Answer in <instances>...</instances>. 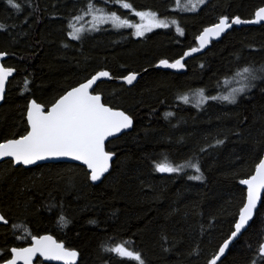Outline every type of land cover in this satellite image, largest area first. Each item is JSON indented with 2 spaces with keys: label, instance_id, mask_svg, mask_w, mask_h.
<instances>
[{
  "label": "trees",
  "instance_id": "obj_1",
  "mask_svg": "<svg viewBox=\"0 0 264 264\" xmlns=\"http://www.w3.org/2000/svg\"><path fill=\"white\" fill-rule=\"evenodd\" d=\"M18 2L24 6L20 13L0 0V24L7 28L0 31V51L10 54L5 65L16 69L1 106L0 139L26 133L25 106L31 99L49 107L100 70L114 77L129 72L141 76L131 86L100 84L103 99L130 114L134 126L107 144L116 157L99 184L75 163L32 168L0 163V212L9 221L0 224V250L7 256L10 247L28 245L15 239V223L26 225L34 235L50 233L77 250L78 264H137L105 250L122 241H129L126 246L140 252L145 264H206L238 218L246 196L239 180L254 173L264 153V81H257L236 104L210 101L197 108L183 104L178 95L197 89L220 94L224 80L236 70L264 65V24L233 27L189 59L185 73L154 66L195 47V37L222 15L252 18L264 0H208L193 13L176 12L173 0H127L136 10L176 17L184 36L175 26L135 37L131 29L104 25L106 30L86 33L82 42L67 35V23L87 0ZM95 2L129 15L112 0ZM167 112L174 115L165 118ZM218 139L224 143L216 145ZM164 156L174 162L197 159L203 179L189 180L188 175L196 174L192 169L156 172L154 163ZM61 214L69 220L63 228L57 223ZM262 232L264 207L259 206L250 227L221 259L223 264H249L254 258L249 245L255 248Z\"/></svg>",
  "mask_w": 264,
  "mask_h": 264
},
{
  "label": "snow or ice",
  "instance_id": "obj_2",
  "mask_svg": "<svg viewBox=\"0 0 264 264\" xmlns=\"http://www.w3.org/2000/svg\"><path fill=\"white\" fill-rule=\"evenodd\" d=\"M112 2L119 4L122 9L129 10L139 18L138 22L130 21L116 11H108L104 7L98 6L95 0H87L85 6L79 10V14L68 19L67 28L70 31L67 32V35L71 40L82 42L86 33L106 30L102 28L104 25H110L116 30L134 29L136 37H144L155 29H167L171 26H175V31L180 36L185 34L176 19H162L156 11L136 10L133 4L127 0H112ZM6 3L17 13L24 11V6L18 0H6ZM173 3L175 11L197 12L200 6L206 3V0H173ZM86 17H90V19L86 21ZM25 22L27 21L25 20ZM262 22H264V6L254 12L252 19H242L239 15L233 17L222 15L211 26L203 28L202 32L195 37L198 46L191 47L179 59L172 62L161 59L157 67L184 69V59L208 47L213 38L218 39L233 26L257 25ZM0 31H7V28L0 24ZM64 46L68 47V45ZM9 55L6 51H0V61ZM15 72L14 67H6L4 63H0V100L4 99L6 85ZM138 75V73L129 72L120 79L127 85H133ZM116 78L108 70L97 71L66 90L47 108L35 99L30 100L25 106L26 133L19 137L0 139V161H7L9 165L32 166L42 161L70 158L82 162L86 166L88 179L92 182H102V179H106L105 174L109 173L116 155L114 151L106 150V141H109L110 137L119 138V134L133 126V117L124 110L110 106L99 91L101 83ZM232 79L239 86L232 87L227 94L206 95L205 89H197L194 94H179L178 99L185 105L191 104L197 108L210 101L236 104L239 97L256 87L257 81H264V65L259 68L253 65L243 66L235 71ZM25 88H27V83ZM173 115L174 113L167 112L165 118ZM223 143V140H216V145ZM201 151H205V149H201ZM188 169H192L196 173L188 175L189 180L200 181L203 179L200 163L194 158H188L184 162H174L164 156L154 163V170L158 173L181 174L186 173ZM239 184L247 187L246 196L237 213L238 218L233 221L229 235L207 259L206 264H218V261L223 264L221 258L225 257L230 245L250 227V222L257 215L258 206L264 207V157L259 158L256 163L254 174L249 178L240 179ZM0 222L4 225L9 224L3 213H0ZM57 223L63 228L68 225L69 220L61 214ZM11 228L14 230L15 239L27 242L29 246L21 244L10 247L7 256L0 250V264H33L37 256L46 261L76 264L79 252L66 248L64 243L57 242L52 235H34L24 224L13 223ZM17 232L22 234L16 235ZM128 244H130L129 241H122L105 250L115 253L118 258H127L137 264H145L141 253L127 247ZM249 248L254 256L249 264H264V232L260 234L256 247L252 248L249 245ZM195 254H200L199 249L195 251Z\"/></svg>",
  "mask_w": 264,
  "mask_h": 264
},
{
  "label": "water",
  "instance_id": "obj_3",
  "mask_svg": "<svg viewBox=\"0 0 264 264\" xmlns=\"http://www.w3.org/2000/svg\"><path fill=\"white\" fill-rule=\"evenodd\" d=\"M264 6V5H263ZM253 17H254V15H253ZM252 17V18H253ZM252 18H250V19H252ZM261 24H264V22H262ZM261 24H257V25H261ZM209 26H211V25H209ZM242 26H245V25H240V26H233V27H242ZM256 26V25H255ZM208 27V26H207ZM231 29H229V31H230ZM228 31V32H229ZM202 32V31H201ZM228 32H226V33H228ZM226 33H224V34H222L218 39L217 38H213L212 40H211V42L209 43V45H208V47H206V48H204V49H202L200 52H198V53H194L192 56H189V57H186L185 59H184V63H185V68L184 69H166V68H163L162 66L161 67H157V65L159 64V62L154 66L155 67V69H161V70H166V71H171V72H175V73H185L186 71H187V65H186V63H187V61L189 60V59H191V58H193V57H196V56H198V55H201L202 53H204L205 51H207L210 47H211V45H212V43L213 42H217V41H219V40H221L222 39V37L226 34ZM196 46H198V41H197V45ZM195 46V47H196ZM189 49H187L186 51H188ZM8 57H6V58H4V60L3 61H0V63H4V65H5V61H6V59H7ZM180 58V57H179ZM179 58H177V59H179ZM174 61V60H173ZM169 62H172V61H169ZM6 66V65H5ZM6 67H8V66H6ZM16 74V72L13 74V76ZM139 75H138V78H137V80L139 79V77L141 76V74L140 73H138ZM13 77H10L9 78V81L12 79ZM137 80L136 81H134V83H136L137 82ZM112 81H115V82H118V83H124L123 81H122V79H120V77H117L116 79H114V80H112ZM133 83V84H134ZM8 84H9V82H8ZM8 84L6 85V90H5V96H6V92H7V88H8ZM127 85V84H126ZM127 86H131V85H127ZM103 97V96H102ZM4 100H5V97H4V99L3 100H0V123H1V106L3 105V103H4ZM32 100V99H31ZM39 103V102H38ZM47 108V107H46ZM117 109V108H116ZM119 110H122V109H119ZM133 126H134V119H133ZM133 126H132V128H133ZM132 128L131 129H127V130H125L124 132H122L121 134H119V136H121L123 133H125V132H128V131H130V130H132ZM113 139H116V138H112V137H110L109 138V141H106V150H108L107 149V144L111 141V140H113ZM115 157H116V155H115ZM115 157L113 158V162H114V160H115ZM262 157H264V153H263V156ZM2 162H4V161H0V163H2ZM59 162H65V163H75V164H78V165H81V166H83V167H85L86 168V166L85 165H83L82 164V162H79V161H74V160H71L70 158H60V159H55V160H49V161H42V162H38V164L37 165H32V166H23V167H25V168H32V167H35V166H38V165H42V164H46V163H59ZM113 162H112V165H113ZM15 166H19V165H15ZM111 168H112V166H111ZM111 168L109 169V172H110V170H111ZM87 169V168H86ZM88 171V170H87ZM108 173H106L105 175H107ZM162 174H167V173H162ZM254 174V173H253ZM103 180V179H102ZM92 182V181H91ZM101 181H98V182H92L93 184H99ZM245 186V188L247 187L246 185H244ZM258 208H259V206H258ZM1 213V212H0ZM251 223V222H250ZM0 224H3L2 222H0ZM42 235H52V234H50V233H45V234H42ZM53 236V235H52ZM53 238L54 239H56L57 240V238L55 237V236H53ZM239 238V237H238ZM57 242H61V241H59V240H57ZM235 242V241H234ZM63 243V242H62ZM65 245V244H64ZM26 246H29V245H26ZM231 246V245H230ZM66 247V246H65ZM66 248H68V247H66ZM75 250V249H74ZM77 251V250H76ZM226 253H227V251H226ZM223 258V257H222ZM221 258V259H222ZM79 259H80V254H79V257H78V259H77V261H76V264H78V262H79ZM38 260H41L42 262H38ZM46 263H51V264H63V262H61V261H46V260H44L42 257H39V256H37L35 259H34V261H33V264H46Z\"/></svg>",
  "mask_w": 264,
  "mask_h": 264
},
{
  "label": "rangeland",
  "instance_id": "obj_4",
  "mask_svg": "<svg viewBox=\"0 0 264 264\" xmlns=\"http://www.w3.org/2000/svg\"><path fill=\"white\" fill-rule=\"evenodd\" d=\"M208 2V0H206V3ZM205 3V4H206ZM204 4V5H205ZM202 5V6H204ZM200 6V8L202 7ZM175 7V6H174ZM129 12V15L128 16H122L123 18H127L129 19L130 21H133V22H138L139 18L138 17H135L130 11ZM178 12V11H176ZM178 13H193V12H178ZM161 18V17H160ZM90 17H86L85 20H89ZM163 19V18H162ZM172 19H176V17L172 18ZM172 19H168V20H172ZM177 20V19H176ZM106 26H110V25H106ZM170 28V27H169ZM133 32H134V29H131ZM156 30V29H155ZM136 37V36H135ZM233 76L227 78L224 80L223 82V85H222V88H221V93L220 94H227L229 91H231V88L232 87H238L239 85H237L233 79H232Z\"/></svg>",
  "mask_w": 264,
  "mask_h": 264
},
{
  "label": "flooded vegetation",
  "instance_id": "obj_5",
  "mask_svg": "<svg viewBox=\"0 0 264 264\" xmlns=\"http://www.w3.org/2000/svg\"><path fill=\"white\" fill-rule=\"evenodd\" d=\"M38 262H42L41 260H38ZM46 264H48V263H46ZM49 264H51V263H49Z\"/></svg>",
  "mask_w": 264,
  "mask_h": 264
},
{
  "label": "bare ground",
  "instance_id": "obj_6",
  "mask_svg": "<svg viewBox=\"0 0 264 264\" xmlns=\"http://www.w3.org/2000/svg\"><path fill=\"white\" fill-rule=\"evenodd\" d=\"M49 264V263H48Z\"/></svg>",
  "mask_w": 264,
  "mask_h": 264
}]
</instances>
